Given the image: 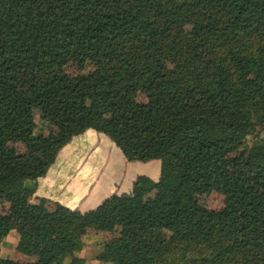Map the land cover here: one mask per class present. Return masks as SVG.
Masks as SVG:
<instances>
[{"label": "trees", "instance_id": "16d2710c", "mask_svg": "<svg viewBox=\"0 0 264 264\" xmlns=\"http://www.w3.org/2000/svg\"><path fill=\"white\" fill-rule=\"evenodd\" d=\"M71 61L95 68L69 75ZM34 109L47 133L34 132ZM262 127L264 0H0V243L15 228L30 259L0 264H85L83 231L117 227L98 260L264 264V142L241 149ZM86 129L128 161L158 159L159 179L138 175L129 195L85 212L32 202ZM157 187L167 195L146 198ZM211 191L222 208L194 198Z\"/></svg>", "mask_w": 264, "mask_h": 264}, {"label": "rangeland", "instance_id": "374dc122", "mask_svg": "<svg viewBox=\"0 0 264 264\" xmlns=\"http://www.w3.org/2000/svg\"><path fill=\"white\" fill-rule=\"evenodd\" d=\"M191 26L187 25L185 27L186 32H190ZM95 68V64L91 61H85L82 64L77 63L75 61H71L67 63L63 67V71L69 75H76L79 73H89L93 71ZM49 76V73L43 72L41 74V81L45 82ZM138 100L145 101V97L143 95L138 96ZM32 120L34 124V132H43L47 133L49 131V125L40 119L39 110L34 109L32 112ZM90 137L87 135H81L74 137L67 145H64L62 149L56 155L53 163L49 167V174L53 176L55 179L56 190L51 194L52 199H48L47 206L49 208L53 207L58 200H64L65 193L64 188L68 184L69 180L72 177H77L84 179L81 176H84L82 171L84 165L88 162L86 160L90 158L92 155L94 145L90 142ZM264 142V127L258 128L254 133L248 135L244 140L241 149L249 148L255 143ZM15 147L18 151L23 152L25 149L19 143L15 144ZM96 148V147H95ZM45 158L48 157L47 154H42ZM153 160V159H152ZM158 160V159H155ZM176 160L180 163V154H176ZM81 172V173H80ZM85 172V171H84ZM32 184L28 181V184ZM45 188V187H44ZM36 190V189H35ZM47 192V191H46ZM35 193V192H34ZM130 193H128L129 195ZM126 195V194H124ZM165 191L161 187H157L153 189L146 195V198L151 197H165ZM37 196L33 194L31 198L32 202H37ZM195 200L205 206L208 209L218 210L222 208L224 203V196L216 191H211L209 193H197L194 196ZM59 203V202H58ZM8 205L3 199L0 197V212L5 213L7 211ZM15 222V221H13ZM120 235V229L117 227L114 231L105 232L99 231L92 228H86L81 237L83 241L82 248L76 252V255L83 258L85 264H113L111 262H103L97 259V255L102 251L103 246L106 242L115 240ZM19 234L15 228H11L8 234L2 239L0 243V256L4 258H10L17 261H27L30 260L25 256H22L16 251V244L18 240ZM169 237V231L163 230L159 239L165 241ZM35 257L32 256L33 260ZM63 264H69V259L65 258Z\"/></svg>", "mask_w": 264, "mask_h": 264}, {"label": "crops", "instance_id": "0c3cea01", "mask_svg": "<svg viewBox=\"0 0 264 264\" xmlns=\"http://www.w3.org/2000/svg\"><path fill=\"white\" fill-rule=\"evenodd\" d=\"M81 135L90 137L92 140L90 143L96 148L94 147L88 161H85L88 163L83 167L85 168L82 171L84 176H81L84 179L77 175V177H72L69 180L64 188L66 194L64 200H68V202L58 200L60 204L85 212L95 208L112 194L127 195L130 193L132 184L138 175H145L154 181L159 179V160L128 161L115 144L102 133L93 129H86L77 136ZM55 190V179L49 174L48 169L43 177L36 180L34 197L36 195L37 197L52 199L51 194H54Z\"/></svg>", "mask_w": 264, "mask_h": 264}]
</instances>
